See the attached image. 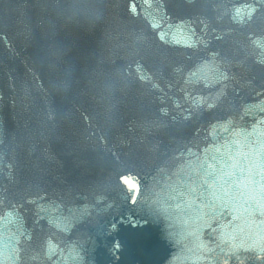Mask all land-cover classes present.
Returning <instances> with one entry per match:
<instances>
[{
  "label": "water",
  "instance_id": "1",
  "mask_svg": "<svg viewBox=\"0 0 264 264\" xmlns=\"http://www.w3.org/2000/svg\"><path fill=\"white\" fill-rule=\"evenodd\" d=\"M0 264H264V0H0Z\"/></svg>",
  "mask_w": 264,
  "mask_h": 264
}]
</instances>
